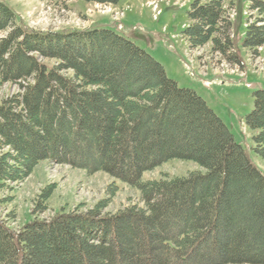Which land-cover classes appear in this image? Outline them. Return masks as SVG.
Segmentation results:
<instances>
[{"label":"trees","instance_id":"trees-1","mask_svg":"<svg viewBox=\"0 0 264 264\" xmlns=\"http://www.w3.org/2000/svg\"><path fill=\"white\" fill-rule=\"evenodd\" d=\"M223 1L195 0L183 37L240 67ZM248 10L256 17L242 45L255 56L264 47V0H250ZM0 32V83H25L0 105V189L46 161L103 172L137 189L141 204L61 210L20 231L0 215V264H264V173L195 91L107 28L29 29L0 1ZM253 100L244 124L256 132L252 152L264 157V91ZM173 159L203 172L142 180ZM50 193L41 192L34 213L47 210Z\"/></svg>","mask_w":264,"mask_h":264},{"label":"rangeland","instance_id":"rangeland-1","mask_svg":"<svg viewBox=\"0 0 264 264\" xmlns=\"http://www.w3.org/2000/svg\"><path fill=\"white\" fill-rule=\"evenodd\" d=\"M0 1L15 12L17 24L41 32L85 30L97 26L121 34L113 24L115 20L121 21L124 27L122 36L155 59L179 88L191 89L205 100L238 144L246 150L247 144L253 147L251 139L256 132L246 128L244 118L253 110V94L264 91V47L252 56L242 45L245 27L256 17L248 10L250 0L223 1L225 15L231 21V42L240 67L227 64L219 55L212 54L210 43L189 48L183 32L190 24L187 13L195 0H119L118 10L110 4L81 0ZM133 26L143 32L127 34ZM6 32H0V37ZM203 81L216 83L205 86ZM24 84L0 83V105L22 93ZM249 154L252 163L264 173V157L256 156L251 150ZM191 172L203 170L194 162L173 159L143 173L142 180H157L163 175L181 177ZM110 184L116 185L115 191L111 190ZM46 187H51L47 210L34 213L35 201ZM139 198L137 189L115 181L103 172L89 175L68 165L41 161L22 181L7 183L0 189V215L7 220L9 228L20 231L34 218L49 220L61 210L71 212L80 206L81 210H89L103 202L104 213H116L131 204H140ZM249 198H242L240 205ZM9 214L12 215L10 219Z\"/></svg>","mask_w":264,"mask_h":264},{"label":"crops","instance_id":"crops-1","mask_svg":"<svg viewBox=\"0 0 264 264\" xmlns=\"http://www.w3.org/2000/svg\"><path fill=\"white\" fill-rule=\"evenodd\" d=\"M118 6H119V5L112 6V8H113V9H115V10H118ZM124 21H127V19L125 18V20H124Z\"/></svg>","mask_w":264,"mask_h":264},{"label":"built area","instance_id":"built-area-1","mask_svg":"<svg viewBox=\"0 0 264 264\" xmlns=\"http://www.w3.org/2000/svg\"><path fill=\"white\" fill-rule=\"evenodd\" d=\"M121 26L120 25H118V28H120Z\"/></svg>","mask_w":264,"mask_h":264}]
</instances>
